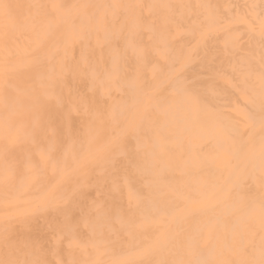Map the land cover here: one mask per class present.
Listing matches in <instances>:
<instances>
[{"label":"rangeland","instance_id":"obj_1","mask_svg":"<svg viewBox=\"0 0 264 264\" xmlns=\"http://www.w3.org/2000/svg\"><path fill=\"white\" fill-rule=\"evenodd\" d=\"M142 1L0 0V264H264V153L247 145L264 104L236 97V75L204 74L222 98L202 110L237 129L216 136L179 103L171 117L185 74L154 35L174 53L179 34ZM230 27L246 56V29ZM127 34L133 73L105 78L93 50L116 63ZM64 159L60 177L48 165Z\"/></svg>","mask_w":264,"mask_h":264},{"label":"bare ground","instance_id":"obj_2","mask_svg":"<svg viewBox=\"0 0 264 264\" xmlns=\"http://www.w3.org/2000/svg\"><path fill=\"white\" fill-rule=\"evenodd\" d=\"M141 4L144 5L145 13L149 11L156 16V24L162 26L166 32L169 33V29L176 26V35L179 34L174 41L178 52L174 53L167 41L165 42V34L162 29L161 32L154 35L162 43V48L156 50L158 59L164 61L174 57L176 71L185 74L184 81L175 80L169 83L170 88L178 92L176 98L167 101L170 106L165 105L172 114L171 117L177 115V107L185 109L192 107L194 121L206 126L213 124L219 127L216 136H223L224 130L228 131V127L232 130L237 129L236 124L231 122L229 116L228 118L216 117L212 111L207 114L202 110L204 101L200 97L217 108L219 107L218 100L222 98L215 92L221 82L205 79L204 74L213 77L219 72L234 74L236 77L230 86L241 91V94L237 93L236 97L241 98L244 95L241 99L250 103L251 106L258 107L264 104V0H143ZM182 24H186V32L181 31ZM230 24H243L246 29V56H243L242 53L236 56L238 35L235 32H230L232 29ZM221 28L223 34L221 46L224 48L228 46V53H219L218 62L213 63L215 60L213 55L217 53L218 39L221 37L219 34ZM195 29L199 30L198 37L204 42L201 46L198 43H193L187 47ZM205 44L207 50H204ZM209 44L213 48L212 51L208 49ZM115 53L118 58L116 63H111L108 59H104L100 49L95 47L93 55L98 61L96 70L102 69L105 78H113L119 70H125L132 74L135 68L134 61L141 53L136 51L133 39L129 34L118 41ZM126 54L132 58L127 64L128 69H125L120 62L123 55ZM195 56H197V60ZM105 67L107 68L105 69ZM137 70L140 73L142 67H137ZM197 89H199V93ZM184 90H187V95L181 94V91ZM116 103V101L110 102L112 110L115 109ZM178 103L180 106L174 107ZM215 111L218 113V109ZM197 113L207 116L201 117ZM255 124L257 128L249 132L247 145L258 141L260 151L264 153V119L256 118ZM64 161L65 159L62 162L52 160L48 168L57 176L65 177V169L61 166ZM77 162L76 157H70L72 167H76Z\"/></svg>","mask_w":264,"mask_h":264}]
</instances>
